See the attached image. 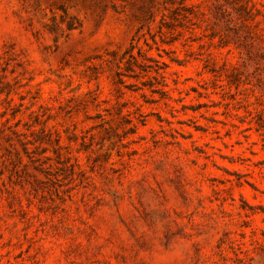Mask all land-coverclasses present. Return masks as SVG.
Instances as JSON below:
<instances>
[{"label": "rangeland", "instance_id": "obj_1", "mask_svg": "<svg viewBox=\"0 0 264 264\" xmlns=\"http://www.w3.org/2000/svg\"><path fill=\"white\" fill-rule=\"evenodd\" d=\"M0 264H264V0H0Z\"/></svg>", "mask_w": 264, "mask_h": 264}]
</instances>
